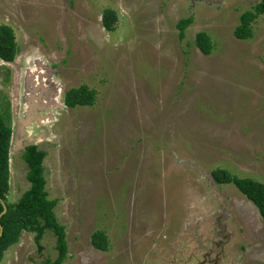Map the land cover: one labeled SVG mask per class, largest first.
Here are the masks:
<instances>
[{
	"label": "rangeland",
	"instance_id": "obj_1",
	"mask_svg": "<svg viewBox=\"0 0 264 264\" xmlns=\"http://www.w3.org/2000/svg\"><path fill=\"white\" fill-rule=\"evenodd\" d=\"M260 1L0 0V26L19 48L14 62L0 60L13 134L24 83L40 75L47 84L48 74L59 95L36 144L66 231L64 264H264L258 209L211 177L223 169L264 184V16L251 39L234 36ZM107 9L117 14L113 32L102 26ZM187 18L181 41L176 26ZM201 32L209 56L195 45ZM82 85L94 105L66 107L64 94ZM20 143L12 138L10 204L30 186ZM96 231L107 234V252L93 248ZM42 245L38 253L23 232L1 264L54 260L55 238L46 233Z\"/></svg>",
	"mask_w": 264,
	"mask_h": 264
},
{
	"label": "trees",
	"instance_id": "obj_2",
	"mask_svg": "<svg viewBox=\"0 0 264 264\" xmlns=\"http://www.w3.org/2000/svg\"><path fill=\"white\" fill-rule=\"evenodd\" d=\"M259 16H264V0L256 4L253 10L240 16V24L235 29L234 36L241 41L251 39L253 37L252 25ZM101 22L106 31L113 32L117 23L116 12L110 9L105 10ZM192 23V18L182 19L177 23L176 27L181 41L185 39L186 30ZM195 45L205 56H209L213 52L212 39L205 32L196 35ZM18 53L19 48L12 28L1 25L0 60L4 63H12ZM95 101V91L86 85L72 88L63 96L64 105L71 109L78 106H93ZM12 136L13 128L9 106L2 101L0 107V199L6 204L7 212L0 220L3 228L0 238V264L6 252L19 242L23 232L34 235L38 253L44 251L42 241L46 233H50L55 238L57 256L54 260L46 259L43 264H64L68 257L66 231L55 214L58 201L51 200L46 190L47 179L44 160L47 152L45 150L39 149L38 146H30L24 151L23 160L27 165L26 179L30 186L16 203L10 204L8 202ZM211 177L219 185H234L241 194L255 205L264 220V184L251 178L237 177L223 169L212 171ZM2 211L3 207L0 203V214ZM91 244L95 250L100 252L109 250V238L103 231H96L91 236Z\"/></svg>",
	"mask_w": 264,
	"mask_h": 264
},
{
	"label": "flooded vegetation",
	"instance_id": "obj_3",
	"mask_svg": "<svg viewBox=\"0 0 264 264\" xmlns=\"http://www.w3.org/2000/svg\"><path fill=\"white\" fill-rule=\"evenodd\" d=\"M43 76L45 78L47 76L48 82H47V84H44V80L41 78V80L43 82V84H42L43 86L38 88V89H41L40 91H41V94H42V97H41L42 103L38 102L37 100H34V103L37 104V107H38L36 115L39 116V120L34 119V122L32 123V125L34 124V125L37 126V128L40 129V132L34 134V136H32V138L30 137V139L34 140V142H30L28 140L29 138L27 136V131H26V134H25L26 139L23 140V138H22V143H20L21 149L23 150V153L30 146H38L36 143L40 140L39 138H42V137H45L46 135H48V130H47V127H46L45 124H46V122L47 123L49 122V119L52 117L51 116L52 112L54 111L55 107L58 106L56 101H57L59 95L57 94L58 92L56 91V87L53 86L54 85L53 82H50L51 76H49L48 74L47 75H43ZM24 84L25 85H24V88H23V96H22V98H23L24 104L26 106L25 99H26V97L28 98V93L26 92L27 82L24 83ZM38 85H40V84H38ZM43 87H45L47 89L45 92L43 91ZM36 96H38V95L36 94ZM43 108H45V109H43ZM26 110H27V107L24 110V116L23 117H25ZM43 114H44V116H43ZM15 127H16V124H15ZM28 128H26V129H28ZM15 130H16V128H15Z\"/></svg>",
	"mask_w": 264,
	"mask_h": 264
},
{
	"label": "water",
	"instance_id": "obj_4",
	"mask_svg": "<svg viewBox=\"0 0 264 264\" xmlns=\"http://www.w3.org/2000/svg\"><path fill=\"white\" fill-rule=\"evenodd\" d=\"M41 78L42 77L40 75H38L37 84L34 80H31L30 81L31 83L28 82L26 85V92L30 95L28 98L26 97V99H25L27 110L25 112V117L23 119L17 120L16 127H15L16 131L12 136L14 141L16 139H19V138L22 139L23 137H25V134L27 131L26 128H28L32 125V123L34 122V119L39 120V116L36 115L38 107H37V104L34 103V100H37L38 102L42 103V99L39 97V95L38 96L35 95V93H37L36 90L43 86L42 85L43 82H42ZM38 84H40V85H38ZM43 109H45V108H43ZM28 140L30 142H34V140L30 139V138ZM0 203L3 207V211L0 214V220H1V217L4 216L7 212V207H6V204L1 199H0ZM2 233H3V228H2L1 223H0V238L2 236Z\"/></svg>",
	"mask_w": 264,
	"mask_h": 264
},
{
	"label": "bare ground",
	"instance_id": "obj_5",
	"mask_svg": "<svg viewBox=\"0 0 264 264\" xmlns=\"http://www.w3.org/2000/svg\"><path fill=\"white\" fill-rule=\"evenodd\" d=\"M36 95V94H35ZM39 95V94H38Z\"/></svg>",
	"mask_w": 264,
	"mask_h": 264
}]
</instances>
